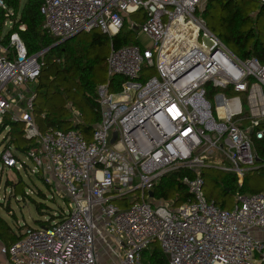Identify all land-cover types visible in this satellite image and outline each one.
I'll return each mask as SVG.
<instances>
[{"label":"built area","instance_id":"built-area-1","mask_svg":"<svg viewBox=\"0 0 264 264\" xmlns=\"http://www.w3.org/2000/svg\"><path fill=\"white\" fill-rule=\"evenodd\" d=\"M205 2L41 0L43 28L58 42L92 30L112 38L125 23L134 32L130 16L144 12L140 32L152 45L110 47L89 140L76 128L40 131L26 86L39 76L41 53L28 55L17 34L0 46L1 168L40 173L68 206L59 221L26 226L1 247L10 264H150L154 247L166 264H264V190L237 189L234 207L223 209L206 200L202 177L219 169L241 188L264 166L254 146L264 137V63L238 57L207 28L199 14ZM69 113L77 124L81 114ZM7 119L23 124L32 168L16 156ZM178 169L187 170L185 202L149 197ZM136 192L128 206L125 196Z\"/></svg>","mask_w":264,"mask_h":264},{"label":"trees","instance_id":"trees-1","mask_svg":"<svg viewBox=\"0 0 264 264\" xmlns=\"http://www.w3.org/2000/svg\"><path fill=\"white\" fill-rule=\"evenodd\" d=\"M0 1L6 8V10L0 8V46L8 48L10 36L17 34L28 55L41 53L38 58L41 64L39 76L28 88L35 96L33 112L40 131L43 132L49 128L59 130L76 128L81 131L86 140H89L93 127L99 122V116L95 110L97 107L96 88L100 84L106 83L105 61L107 56L101 55V52L103 48L109 52L111 46L117 49L136 44V41L133 40L134 32L127 29L126 23L121 32L112 38L98 30H92L88 33H79L42 53L58 40L48 35L43 28L44 19L39 11L41 0H25L21 7L20 0ZM246 2L251 1L206 0L199 14H201L207 28L219 37L227 47L233 49L243 58L255 57L264 63V43L261 41V39L264 40V33L255 30L256 18H251L250 13L252 12L245 6ZM263 13L264 7L259 6L256 17ZM5 21L11 22V28L4 36H1ZM21 26H23V30H20ZM6 56L11 57V52L7 53ZM99 71L104 74L97 75ZM121 82L122 79L114 80L112 91H117ZM35 107L38 115L35 114ZM69 107L81 114L77 124L71 120ZM6 122L10 127V143L23 152L27 150V146L21 147L19 143V141H25L29 144L22 137V131L16 129L19 124L9 122L8 119ZM254 146L259 159L264 161V137L260 141L255 140ZM211 169L215 168L207 169L208 173L203 172L202 177L209 178L210 183L217 188L218 193H221L223 197L230 195L237 189L240 193L247 194L244 192L245 178L250 174L256 173L264 177V166H260L258 169L249 172L244 177L241 188H238L234 175L221 172L227 175V178L218 180L214 177L215 174L210 173L214 171ZM186 171L178 169L162 176L153 188L154 199L166 201L175 197V202L178 204L185 202L189 195L181 180ZM15 173L21 177L18 172ZM20 181L17 184L6 181V186L15 188ZM13 191L14 189H12V193ZM37 195L44 197L40 192H37ZM22 196L29 199L25 192ZM205 198L220 208L226 209L225 201L219 202L206 196ZM0 206L3 207V204L0 203ZM36 209L38 213L41 212L39 206ZM4 210L9 212L6 208ZM60 219V215L58 219L52 216L46 222L38 221V224L39 227H45ZM21 230L20 233L14 234L8 223L0 216V240H9L11 245L20 238ZM149 259L150 264H166V258L159 247H154Z\"/></svg>","mask_w":264,"mask_h":264},{"label":"rangeland","instance_id":"rangeland-1","mask_svg":"<svg viewBox=\"0 0 264 264\" xmlns=\"http://www.w3.org/2000/svg\"><path fill=\"white\" fill-rule=\"evenodd\" d=\"M24 1L25 0H20V7L23 5ZM245 6H247V8L251 10L252 12L250 13L251 18L252 19L256 18L254 24L255 30H257L260 33H264V13L256 17V12L259 11V5L252 2H246ZM143 16H144L143 11H139L138 13L130 16V20L135 22L136 24V30L133 33V40H135L136 43L141 45L143 48H149L152 45L151 40L144 33L140 32L142 27ZM10 25L11 24L9 21L4 22L1 36H4V34L10 30L11 28ZM261 41L264 43L263 39H261ZM229 49L238 57L243 58L239 56L238 53H236L233 49L231 48ZM101 55L107 56L108 50L103 48ZM0 56H5V52L1 48H0ZM103 74H104L103 72L99 71L97 75L100 76ZM149 75L150 74H148V76ZM26 88H29V85H27ZM244 112H246L245 105H244ZM35 114L38 115L36 107H35ZM16 129L17 131L20 130L22 131L23 124H19ZM2 134L4 135L5 132H2ZM19 143L21 147H26L28 145L25 141H19ZM1 145L2 144L0 137V151L2 148ZM12 146L13 148H17L14 144H12ZM15 154L20 159V161L24 162L29 168H32L34 166L32 161L29 160L26 154L23 151H21L19 148L16 150ZM210 163L212 164V162ZM224 166L227 167L228 163L225 162ZM211 170L214 171H211L210 173L215 174L214 177L217 178L218 180H223L227 178V175L222 174L221 170L219 169H211ZM203 172L208 173V170L205 169ZM18 173L21 177H18V174L11 169H7V168L2 169L0 164V203L3 204V207L0 206V216L8 223L9 227L11 228L14 234L20 233V229L23 230V227L25 225L30 228H37L40 226L38 224V221L46 222L50 219V217L54 216V213H56L54 217H57L58 219V212L63 211L66 213L68 211L67 199L66 198L62 199L60 197L55 196L53 192L54 189H52L51 187L45 184L44 178L40 173L31 174L30 172L24 170ZM203 179L205 180V185L203 187L204 195L206 197H212L213 199H216L219 202H221L222 200L225 201L226 209L231 210L235 205L234 191L230 195L223 197L221 193H218L217 188H215L210 183L209 178L205 177ZM10 180H13L14 184H17L20 180L21 181L15 188H11L9 186H6V181H10ZM12 189H14L13 193H12ZM50 189H52V191ZM263 190H264L263 176L254 173L248 175L245 178V187H244L245 193L251 194L253 192H260ZM23 192H25L28 195L29 199L24 198L22 196ZM37 192H40L44 197H39L37 195ZM13 194L15 195L16 198L14 197ZM138 196H139V192L133 194H127L125 197L128 206L130 205V203L133 202V199ZM174 198L175 197L166 201L171 204V201L173 200L172 201L173 206L179 205L177 202H175ZM36 205L39 206V208H41L40 213H38L36 209L37 207ZM5 208L9 212H6L4 210Z\"/></svg>","mask_w":264,"mask_h":264},{"label":"crops","instance_id":"crops-1","mask_svg":"<svg viewBox=\"0 0 264 264\" xmlns=\"http://www.w3.org/2000/svg\"><path fill=\"white\" fill-rule=\"evenodd\" d=\"M11 181L13 182V180H10V182ZM10 243L11 242L9 240L8 241L7 240H4V241L0 240V248L3 247V246L4 247H9ZM0 264H10L9 261H8V256L2 254L1 252H0Z\"/></svg>","mask_w":264,"mask_h":264},{"label":"water","instance_id":"water-1","mask_svg":"<svg viewBox=\"0 0 264 264\" xmlns=\"http://www.w3.org/2000/svg\"><path fill=\"white\" fill-rule=\"evenodd\" d=\"M76 35H78V34H76ZM76 35H75V36H76ZM73 37H74V36H73ZM71 38H72V37H71ZM69 39H70V38H69ZM66 40H68V39H66ZM66 40L56 42V43L53 44L50 48L44 50L42 53H44L45 51H47V50H49V49H51V48H53V47H55V46L61 44L62 42L66 41ZM114 135H115V134H114ZM148 195H149V197H152L153 193H152V192H149Z\"/></svg>","mask_w":264,"mask_h":264}]
</instances>
